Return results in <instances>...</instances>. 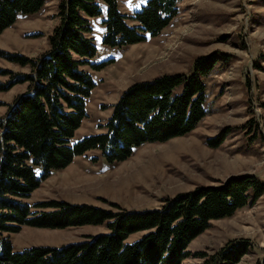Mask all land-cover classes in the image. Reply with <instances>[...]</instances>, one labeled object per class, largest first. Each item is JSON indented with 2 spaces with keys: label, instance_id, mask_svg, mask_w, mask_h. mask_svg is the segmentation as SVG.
Instances as JSON below:
<instances>
[{
  "label": "rangeland",
  "instance_id": "rangeland-1",
  "mask_svg": "<svg viewBox=\"0 0 264 264\" xmlns=\"http://www.w3.org/2000/svg\"><path fill=\"white\" fill-rule=\"evenodd\" d=\"M62 0H46L36 13L18 17L0 34V120L29 82L32 64L50 48L61 24ZM148 0H118L127 23ZM89 18V34L97 47L93 64L84 66L96 83L87 103L88 116L73 141L105 132L113 105L136 82L170 74L190 75L199 57L217 55L215 70L205 78L207 115L190 133L165 142L140 146L123 162L109 164L99 149L77 156L66 168L54 170L31 194L32 212H49L37 203L58 201L91 205L114 212L161 207L168 198L201 186H220L235 176L253 175L264 183V0H179L178 13L157 36L124 47L104 44L107 6ZM223 138L213 146L209 140ZM37 175L42 173L36 168ZM109 231L107 224L40 228L25 225L4 233L15 250L79 242ZM141 236L134 234L130 241ZM240 243L248 252L236 264H264V194L233 216L213 220L188 246L181 264H206L222 248Z\"/></svg>",
  "mask_w": 264,
  "mask_h": 264
},
{
  "label": "trees",
  "instance_id": "trees-1",
  "mask_svg": "<svg viewBox=\"0 0 264 264\" xmlns=\"http://www.w3.org/2000/svg\"><path fill=\"white\" fill-rule=\"evenodd\" d=\"M104 44L124 47L157 36L178 13L179 0H148L127 23L118 0H62L61 24L50 37L51 48L38 60L14 56L31 63L29 82L0 120V264H181L189 244L213 220L233 216L264 194V183L253 175L229 178L220 186H201L168 198L159 208L114 212L58 201L37 203L49 212H32L27 202L51 172L68 167L77 156L99 149L109 164L129 159L143 144L165 142L194 130L207 115L209 76L217 55L199 57L192 73L159 76L127 88L104 125L106 131L73 141L88 116L87 103L96 83L84 66L93 64L97 47L89 34V18L102 14ZM46 0H0V34L20 16L38 12ZM5 88V85H0ZM223 138L210 139L213 146ZM36 168L42 173L37 175ZM107 224L109 231L79 242L33 246L15 250L4 233H17L25 225L40 228ZM141 233L134 241L130 237ZM249 250L232 243L206 264H236Z\"/></svg>",
  "mask_w": 264,
  "mask_h": 264
}]
</instances>
